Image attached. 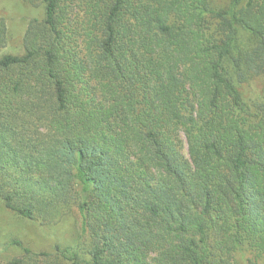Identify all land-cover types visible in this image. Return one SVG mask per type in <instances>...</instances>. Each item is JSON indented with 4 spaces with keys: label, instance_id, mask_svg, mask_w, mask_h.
<instances>
[{
    "label": "trees",
    "instance_id": "trees-1",
    "mask_svg": "<svg viewBox=\"0 0 264 264\" xmlns=\"http://www.w3.org/2000/svg\"><path fill=\"white\" fill-rule=\"evenodd\" d=\"M25 1L22 53L0 18L4 206L75 208L72 264H264V0Z\"/></svg>",
    "mask_w": 264,
    "mask_h": 264
},
{
    "label": "rangeland",
    "instance_id": "rangeland-1",
    "mask_svg": "<svg viewBox=\"0 0 264 264\" xmlns=\"http://www.w3.org/2000/svg\"><path fill=\"white\" fill-rule=\"evenodd\" d=\"M43 17V4L0 0V18L5 20L8 29V42L2 53H22L28 23L34 18ZM262 88L260 79L251 82L245 93L247 99L258 97ZM15 240L20 241L21 245L16 244ZM85 243L81 217L75 208L56 223L40 224L13 213L0 200V264H72L55 251V246L80 250ZM23 247L29 248L30 253H26ZM241 261L244 264V259Z\"/></svg>",
    "mask_w": 264,
    "mask_h": 264
}]
</instances>
